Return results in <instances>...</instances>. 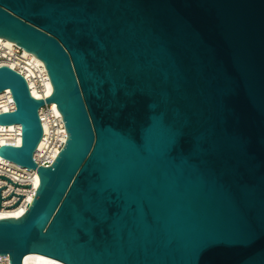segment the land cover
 I'll list each match as a JSON object with an SVG mask.
<instances>
[{"label":"water","instance_id":"obj_1","mask_svg":"<svg viewBox=\"0 0 264 264\" xmlns=\"http://www.w3.org/2000/svg\"><path fill=\"white\" fill-rule=\"evenodd\" d=\"M0 38L52 85L0 67L22 128L0 157L39 177L0 220L9 264H264V0H0ZM45 104L68 135L48 167Z\"/></svg>","mask_w":264,"mask_h":264},{"label":"built area","instance_id":"obj_2","mask_svg":"<svg viewBox=\"0 0 264 264\" xmlns=\"http://www.w3.org/2000/svg\"><path fill=\"white\" fill-rule=\"evenodd\" d=\"M0 67H8L22 75L31 95L38 100L49 98V87L52 86L47 69L34 55L26 52L18 45L0 38ZM55 104H45L39 111L43 126L42 149L35 154V161L41 166H50L67 141V131L63 117L55 109ZM57 107V106H56ZM15 104L9 90L0 94V115L11 113ZM22 141V128L19 125H0V148L10 145L19 147ZM3 141H6L4 143ZM2 159V158H1ZM0 159V213H12L17 210H28L36 193L38 177L36 171L22 169L4 159ZM39 186V185H38ZM0 264H9V258L0 256Z\"/></svg>","mask_w":264,"mask_h":264},{"label":"bare ground","instance_id":"obj_3","mask_svg":"<svg viewBox=\"0 0 264 264\" xmlns=\"http://www.w3.org/2000/svg\"><path fill=\"white\" fill-rule=\"evenodd\" d=\"M52 93V86L49 87L48 94ZM55 109H57L56 105H53ZM6 143V141H3ZM21 143V141H18V144ZM42 149V142L39 144L38 151ZM1 159V157H0ZM2 160V159H1ZM39 185V177L36 179L35 186L38 187ZM24 210H17L12 213H0V220L1 219H17L20 218L22 215H24ZM24 264H63L57 260L38 255V254H29L24 259Z\"/></svg>","mask_w":264,"mask_h":264}]
</instances>
